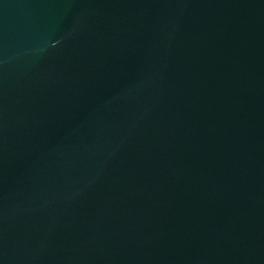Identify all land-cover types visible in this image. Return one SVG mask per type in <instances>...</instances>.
<instances>
[{
    "label": "water",
    "instance_id": "95a60500",
    "mask_svg": "<svg viewBox=\"0 0 264 264\" xmlns=\"http://www.w3.org/2000/svg\"><path fill=\"white\" fill-rule=\"evenodd\" d=\"M0 206L66 264H264V0H0Z\"/></svg>",
    "mask_w": 264,
    "mask_h": 264
}]
</instances>
